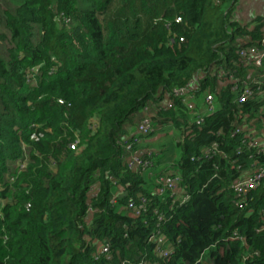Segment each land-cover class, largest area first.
<instances>
[{
  "label": "trees",
  "instance_id": "1",
  "mask_svg": "<svg viewBox=\"0 0 264 264\" xmlns=\"http://www.w3.org/2000/svg\"><path fill=\"white\" fill-rule=\"evenodd\" d=\"M2 2L0 264H264V181L243 210L231 190L264 166L233 135L264 139V101L225 85L264 88L240 57L262 48L264 16L238 15L241 0ZM192 83L190 111L174 91ZM147 109L156 132L136 142Z\"/></svg>",
  "mask_w": 264,
  "mask_h": 264
},
{
  "label": "built area",
  "instance_id": "2",
  "mask_svg": "<svg viewBox=\"0 0 264 264\" xmlns=\"http://www.w3.org/2000/svg\"><path fill=\"white\" fill-rule=\"evenodd\" d=\"M260 46L262 47L257 48V46L249 47L240 52L241 62L243 66H254V69L263 68L264 69V39L260 42ZM229 75L228 72L221 70L220 74L218 75L219 79H223ZM217 77V76H216ZM256 79H264V71L262 73L258 72L257 70H250L249 76L247 78V82L256 83ZM196 83V82H195ZM191 85L188 86V89L182 90H175L174 96L181 98L182 102H184L190 111H193V105L189 102L190 97H188L190 90L192 88ZM257 84V83H256ZM225 85H233L234 89L240 92L238 98L236 99L237 103L242 105L252 99H259L264 101V88L261 84H257V87L254 89L252 87L247 88H240V85L246 86L247 83L244 81H236L234 80L233 74L229 75V79L226 80ZM193 89V88H192ZM206 103L209 106V113H213L215 110L214 104V97L212 95H207ZM173 100L170 95H165L164 105L167 109L172 108ZM146 117L142 124L138 127L136 131L137 139L136 142H141L140 138L147 137L156 132L154 126L152 125V119L154 115L147 109L145 110ZM199 124L201 122L199 121ZM244 129L238 127L234 132L235 137H242L241 146L237 150L238 155L244 154V147L248 148L249 150L255 151L258 155H264V139L258 140H251L250 136H244ZM130 139V138H129ZM131 146H128V150ZM220 154L221 152L218 150L217 147H213L209 149L205 153V158H210L214 155ZM148 163L141 162L137 157L132 160L131 167H141V168H148ZM217 170V168H215ZM250 173L244 174L240 179H238L234 184L231 186V190L235 196V203L236 207L239 210H243L246 206V200L248 196L255 190H257L264 181V166H258L256 163L251 166ZM182 180L178 176H170L163 180V185L165 190L171 191L172 197L175 198V202H180L181 205L188 201V195L185 193L184 188L181 186ZM163 191H160V194ZM182 193V195H180ZM130 208H133V205H130ZM139 215V213H136ZM160 236V235H159ZM152 236L150 242L157 243L158 245L163 242L161 237ZM108 249H103V253H107ZM156 253L160 258H168L173 254L172 248L168 247L166 249L157 248ZM146 264V263H141ZM156 264V263H153Z\"/></svg>",
  "mask_w": 264,
  "mask_h": 264
},
{
  "label": "crops",
  "instance_id": "3",
  "mask_svg": "<svg viewBox=\"0 0 264 264\" xmlns=\"http://www.w3.org/2000/svg\"><path fill=\"white\" fill-rule=\"evenodd\" d=\"M239 10H241L244 15L239 12L238 15L240 14L242 17L244 16V18L249 21L256 20L257 18L264 16V0H241ZM161 137L162 136L160 135L158 138L161 139ZM180 195H182V193H180Z\"/></svg>",
  "mask_w": 264,
  "mask_h": 264
},
{
  "label": "rangeland",
  "instance_id": "4",
  "mask_svg": "<svg viewBox=\"0 0 264 264\" xmlns=\"http://www.w3.org/2000/svg\"><path fill=\"white\" fill-rule=\"evenodd\" d=\"M3 1V0H2ZM23 2V0H8V2H7V4L9 3L12 7L13 6H17V5H19V4H21ZM1 5V7L3 8V9H7V5H6V3H1L0 4ZM4 45H6L4 42H3V40H0V50H3V48H4ZM163 133H166V132H163ZM170 133H171V131H170ZM167 134V133H166ZM162 137H163V134H162ZM169 138V137H168ZM160 141V140H159ZM24 162V160L23 161H21V165H24V164H22ZM17 164H20V162L19 163H17ZM23 167V166H22Z\"/></svg>",
  "mask_w": 264,
  "mask_h": 264
}]
</instances>
